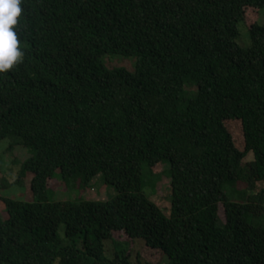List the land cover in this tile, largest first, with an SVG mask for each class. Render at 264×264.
Masks as SVG:
<instances>
[{
	"label": "trees",
	"instance_id": "1",
	"mask_svg": "<svg viewBox=\"0 0 264 264\" xmlns=\"http://www.w3.org/2000/svg\"><path fill=\"white\" fill-rule=\"evenodd\" d=\"M20 7L0 142L24 157L0 191L30 179L31 198L0 194V264H264V0ZM163 179L168 210L151 200ZM96 182L114 195L84 199Z\"/></svg>",
	"mask_w": 264,
	"mask_h": 264
},
{
	"label": "rangeland",
	"instance_id": "2",
	"mask_svg": "<svg viewBox=\"0 0 264 264\" xmlns=\"http://www.w3.org/2000/svg\"><path fill=\"white\" fill-rule=\"evenodd\" d=\"M250 19L252 21H256L257 23H259L260 25L264 24V10L260 13H253L250 14ZM239 33H240V38L238 39L237 43L240 47L242 48H247L249 47L250 44V40H249V34L247 32V26L246 25H239ZM130 62L131 61H122L119 60L117 61V63L113 62L111 64V66L108 67H123V68H128L130 69ZM232 131L234 133V136L236 138V144L237 147L245 152V147H244V143L241 139V132L240 129L237 126H232ZM9 142L8 140H4L2 142H0V161L2 160V166H0V179L4 176H8L10 181L15 180V173H17V167H15L14 165H12V161L13 158L15 157H19L22 158L24 157L23 151H20L19 149L13 151L12 153H7L6 149L8 146ZM247 153V152H246ZM251 160V156H249L246 161H250ZM165 169V168H163ZM162 168L159 167L157 169H155V172L159 173L161 172ZM12 175V176H11ZM30 179H25V185L23 187H14L11 188L8 191H5L4 193L2 191H0V194L3 195H7L11 198H15L18 200H30L31 195H30V191H29V181ZM1 181V180H0ZM95 187L93 188H89L87 189L83 194L82 197L86 200H95V201H99V200H105L109 194V196L114 195V191L112 189H107L106 187H104L101 183L96 182L95 183ZM54 186V185H52ZM60 190L56 197L58 198H62L67 196L68 199H75L77 197V194L75 193H70V192H66L64 189L62 190L61 188L57 189ZM259 190H264V183H260L258 184V191ZM66 194H65V192ZM171 194V186H170V181L168 179H163L162 182L158 185V188L156 189L155 194L152 196L151 200L157 204L161 209L163 210H168L170 205H169V197ZM1 196V195H0ZM222 213V212H221ZM0 217H5L4 211H3V207L0 204ZM64 232L63 229L60 230L59 236L61 238H63ZM116 240H121L124 239L123 236L120 235H116L115 236ZM123 241V240H121ZM109 251H112L111 245H109ZM148 251H143V255L145 257V254H148ZM148 260H150L151 262H155L158 260L159 256L156 254H152L151 256L146 257ZM151 258V259H150Z\"/></svg>",
	"mask_w": 264,
	"mask_h": 264
},
{
	"label": "clouds",
	"instance_id": "3",
	"mask_svg": "<svg viewBox=\"0 0 264 264\" xmlns=\"http://www.w3.org/2000/svg\"><path fill=\"white\" fill-rule=\"evenodd\" d=\"M22 0H0V73H5L24 58L14 26L18 23Z\"/></svg>",
	"mask_w": 264,
	"mask_h": 264
}]
</instances>
